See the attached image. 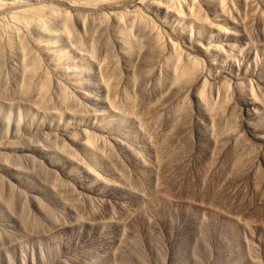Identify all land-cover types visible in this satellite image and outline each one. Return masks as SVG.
<instances>
[{
    "label": "rangeland",
    "instance_id": "1",
    "mask_svg": "<svg viewBox=\"0 0 264 264\" xmlns=\"http://www.w3.org/2000/svg\"><path fill=\"white\" fill-rule=\"evenodd\" d=\"M0 264H264V0H0Z\"/></svg>",
    "mask_w": 264,
    "mask_h": 264
}]
</instances>
